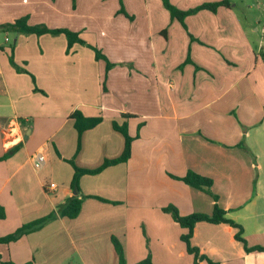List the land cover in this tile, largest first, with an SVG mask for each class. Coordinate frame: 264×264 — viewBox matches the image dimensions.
Segmentation results:
<instances>
[{"label":"crops","instance_id":"obj_1","mask_svg":"<svg viewBox=\"0 0 264 264\" xmlns=\"http://www.w3.org/2000/svg\"><path fill=\"white\" fill-rule=\"evenodd\" d=\"M220 1L170 0L183 11ZM226 1L187 16L184 27L161 0H0V25L28 16L30 25L69 29L115 64L106 72L87 45L67 52L62 34L13 33L11 42L0 30V158L14 150L0 161V237L75 194L68 160L96 169L121 156L125 137L114 121L133 138L127 162L81 177L86 198L76 218L57 216L0 244V264H118L113 238L126 264L148 254L155 264H196L181 240L186 230L163 211L212 214L211 195L171 177L190 170L213 180L247 244L264 245V40ZM76 110L102 118L80 139ZM39 152L47 161L37 171ZM236 233L199 222L191 242L219 264H264V252H246Z\"/></svg>","mask_w":264,"mask_h":264},{"label":"trees","instance_id":"obj_2","mask_svg":"<svg viewBox=\"0 0 264 264\" xmlns=\"http://www.w3.org/2000/svg\"><path fill=\"white\" fill-rule=\"evenodd\" d=\"M161 1L164 7L169 11L171 18L177 19L184 27H186L184 22L185 18L189 15L195 14L201 10H209L212 12H216L217 9L221 6H229V2L223 0L214 3H203L195 8L183 11L178 9L176 6H174L170 2V0H161ZM119 12L124 13L129 18H132L125 12L123 6H121ZM28 19H29L28 16H23L15 19L13 22L1 24L0 30H2L3 32H13V33L25 34V35L32 34L36 36H42L47 34L50 35L62 34L67 39V47H68L67 52L70 51L71 47L75 43H79L81 45H87V47H89L94 52L95 58L97 60L105 61L106 72H108L111 68L115 66V64L111 63L109 59L105 56V54H103L102 51L97 46L92 44H87L83 39H81L78 33L72 32L66 28H57V29L48 28L44 24L30 25L28 23ZM262 58L264 61V54H262ZM10 63L15 67V69L18 72L21 71L27 72L26 70L20 69L17 66L12 56L10 57ZM123 117L129 118L132 117V115L123 114ZM70 118L74 120V127L78 133L79 139L84 131L94 128L102 121L101 117H85L82 115L81 112L77 110L70 115ZM113 127L115 130L119 131L125 137L124 150L121 156L113 160H105L104 163L96 169L79 168L78 166L75 165L73 160H68V162L74 168V175L71 181V189L73 190V192H75V194L71 198H69L65 203L58 205L56 210L53 211L51 214L42 217L40 219L34 220L32 222H29L27 224H24L13 233L0 237V244H9L11 242L17 241L23 235L41 229L47 222L55 219L57 216L74 219L79 215L83 200L84 198H86V196L81 195V190H80L81 177L87 174L88 175L97 174L109 166L127 162L131 157L133 138L128 134L127 123L118 125V123L114 121ZM239 146L243 147V143H240ZM13 151L14 150L7 152L3 157L0 158V161L8 158L13 153ZM171 177L175 179H179L191 187L206 192L207 194L211 195V197L214 200L213 212L210 215L202 214V213L182 215L175 206H166L163 208L164 212L170 214L173 220L176 223H178L183 229L186 230V232L181 236V240L185 243L187 252L194 257V262L196 264L199 262H205L206 264H219L218 262L212 260L205 254L201 253L200 249L194 246L191 242L194 228L196 224L199 222H210L213 224L227 223L230 226L237 229L235 238L236 240H238L243 244L246 252L248 253L264 252V245L249 246L243 237V228L233 220L227 218L226 216L227 212L224 209H222L218 204V196L215 195L211 190V187L213 185V180L211 178L199 175L191 170L188 171L182 177H177L173 175H171ZM96 198L102 201H107L103 198H99V197ZM4 217H5L4 208L0 206V220L3 219ZM112 241L115 251L118 255V264H126L125 254L122 244L116 238H113ZM7 264H14V263L8 262ZM136 264H155V263L153 262L151 255L148 254L145 259L139 261Z\"/></svg>","mask_w":264,"mask_h":264},{"label":"rangeland","instance_id":"obj_3","mask_svg":"<svg viewBox=\"0 0 264 264\" xmlns=\"http://www.w3.org/2000/svg\"><path fill=\"white\" fill-rule=\"evenodd\" d=\"M234 2L238 5L239 12H245L253 18L254 26L258 29L255 35L256 40H264V0H235ZM12 34L8 36L11 42L15 40V35Z\"/></svg>","mask_w":264,"mask_h":264},{"label":"built area","instance_id":"obj_4","mask_svg":"<svg viewBox=\"0 0 264 264\" xmlns=\"http://www.w3.org/2000/svg\"><path fill=\"white\" fill-rule=\"evenodd\" d=\"M46 161L47 159H46L45 154L43 152H39L33 156L32 165L35 170L39 171L44 167V165L46 164Z\"/></svg>","mask_w":264,"mask_h":264}]
</instances>
